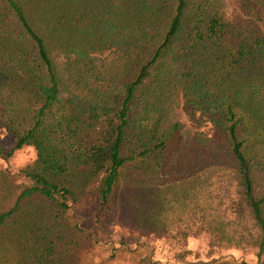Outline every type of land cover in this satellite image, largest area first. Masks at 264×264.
I'll use <instances>...</instances> for the list:
<instances>
[{
	"label": "trees",
	"instance_id": "1",
	"mask_svg": "<svg viewBox=\"0 0 264 264\" xmlns=\"http://www.w3.org/2000/svg\"><path fill=\"white\" fill-rule=\"evenodd\" d=\"M232 2L233 16L222 0H0V127L12 141L0 156L27 145L37 153L22 170L30 184L0 171V235L31 218V202L45 205V244L15 264L87 252L67 239L94 240L78 206L93 196L98 224L133 166L149 174L154 212L206 189L185 224L248 240L264 264V0ZM174 105L215 135L191 138L195 171L175 162L171 180L163 169L182 125L163 131L160 119ZM211 196L215 212L204 207ZM135 219L136 230L154 228L141 211Z\"/></svg>",
	"mask_w": 264,
	"mask_h": 264
},
{
	"label": "rangeland",
	"instance_id": "2",
	"mask_svg": "<svg viewBox=\"0 0 264 264\" xmlns=\"http://www.w3.org/2000/svg\"><path fill=\"white\" fill-rule=\"evenodd\" d=\"M222 1L227 14L233 16L235 5L232 0ZM162 113L164 115L160 119V127L162 126L163 131L169 129L174 123L182 125L178 134L173 137H176L173 139L176 143L170 156L173 162L167 166V169H163L164 179L170 174L171 180L178 179L180 178L177 176L178 169H173L175 162L183 166L182 169L187 172L195 171L191 167H194V160L197 158L195 150L197 146H191L193 144L191 138L197 137L196 135L200 133L206 136L215 134L210 126L199 128L197 124L188 121L180 105L179 107L174 105ZM0 146L4 151L9 152L12 148L11 138L6 136L3 141H0ZM23 155L28 154L23 153ZM0 158L8 159L5 152ZM178 160H180L179 163ZM257 160L261 166L259 169L264 170V153H261ZM32 163L17 172H13L11 166L0 168V171L6 172L8 181L19 185L21 183L18 181L23 178L22 170ZM127 169L129 171L124 173L121 186L114 192L110 205L111 213L101 215L98 224L91 221L95 219V216L91 214L97 209L95 198L88 196L80 203L78 210L82 214L89 215L88 225L95 234L94 240L87 241L77 233L71 234L67 239L76 241L79 247L87 252L82 253L71 246L66 256L56 258L57 264H97L108 257L112 260L106 264H255L256 249L248 245V240L239 242L235 236V242L230 244L226 239H221L209 231L198 230L195 225H191L193 223L191 221H189L190 224L188 222L185 224L186 220L192 217L191 214L196 211V205H202L203 192L206 189L197 188L199 189L197 192L196 188H190L185 205L178 206L177 203L172 202L170 209L165 206L167 211L164 213H160V207L154 212L151 210L154 206L151 198L153 186L148 182V172L144 173L141 170L143 168L136 166ZM213 193L212 196L215 195ZM212 196L204 207H210L214 211L218 208L217 201L212 199ZM140 211L146 215L147 219L151 217L150 222L153 224L151 226L154 228L147 229L146 232H142V229L136 230L138 224L135 218ZM29 212L30 219L26 215L20 216L16 224L9 225L1 232L0 264H15L20 255L23 261L31 245L37 248L38 245L45 244L43 231L45 226L40 225L41 218L45 216V205L31 202ZM208 215L210 219H214L216 213ZM26 220L30 222L24 225ZM21 232L25 234L21 236ZM184 235L187 237L184 238ZM50 239L53 240V238ZM56 263L53 262V264Z\"/></svg>",
	"mask_w": 264,
	"mask_h": 264
},
{
	"label": "clouds",
	"instance_id": "3",
	"mask_svg": "<svg viewBox=\"0 0 264 264\" xmlns=\"http://www.w3.org/2000/svg\"><path fill=\"white\" fill-rule=\"evenodd\" d=\"M8 136V131L5 128H0V141ZM23 153H27L25 156ZM37 159V153L34 146L27 145L22 149L13 150L10 157L7 160L0 158V168H6L11 166L13 172L19 171L21 168L25 167L27 164L34 162ZM18 183L30 184L31 181L27 178H22Z\"/></svg>",
	"mask_w": 264,
	"mask_h": 264
},
{
	"label": "crops",
	"instance_id": "4",
	"mask_svg": "<svg viewBox=\"0 0 264 264\" xmlns=\"http://www.w3.org/2000/svg\"><path fill=\"white\" fill-rule=\"evenodd\" d=\"M112 260V258H106L105 260H104V262H103V264H106V263H108V262H110Z\"/></svg>",
	"mask_w": 264,
	"mask_h": 264
}]
</instances>
